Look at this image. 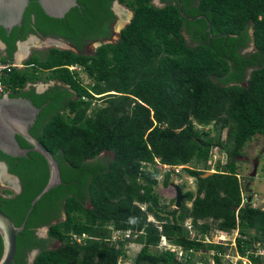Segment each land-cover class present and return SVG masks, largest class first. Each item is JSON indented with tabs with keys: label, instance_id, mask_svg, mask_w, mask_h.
Masks as SVG:
<instances>
[{
	"label": "trees",
	"instance_id": "16d2710c",
	"mask_svg": "<svg viewBox=\"0 0 264 264\" xmlns=\"http://www.w3.org/2000/svg\"><path fill=\"white\" fill-rule=\"evenodd\" d=\"M113 1L77 0L61 18L47 15L37 0L25 9L21 37L34 31V14L39 32L64 38L76 51H34L27 67L1 76L11 95L41 107L30 133L58 162L61 179L35 202L16 233L10 264H119L127 262L130 242L140 248L127 264H196L178 261L160 247L162 237L206 257L213 250L214 264H222L226 245L204 241L213 229L237 230L235 251L262 264L256 252L264 250V209L242 202L237 162L248 142L264 136V0H180L192 19L180 13L178 0H161L160 6L153 0H117L132 10L130 22L117 40L86 54L88 42L110 39ZM13 36L0 26L9 53L2 61L13 60ZM73 65L80 69L71 70ZM48 80L56 82L41 93L24 89ZM213 129L218 131L212 135ZM16 137L21 147H31ZM214 148L225 160L218 159L214 172L202 177ZM0 160L20 181L18 193L0 187V209L19 226L48 181V163L32 149L25 156L0 150ZM165 164L164 187L171 185L177 165H182L177 175L195 179V190L185 191L178 208H167L157 190ZM43 226L46 237H39L36 230ZM113 232L128 234L112 239ZM54 240L57 247L50 246ZM32 250L38 253L30 263ZM2 251L0 235V257Z\"/></svg>",
	"mask_w": 264,
	"mask_h": 264
},
{
	"label": "water",
	"instance_id": "95a60500",
	"mask_svg": "<svg viewBox=\"0 0 264 264\" xmlns=\"http://www.w3.org/2000/svg\"><path fill=\"white\" fill-rule=\"evenodd\" d=\"M37 1L40 7L47 15L56 18L64 17V15L70 10V8L78 4L77 0H37ZM28 4H29V0H0V26L4 27L7 31H9L13 25H19L20 20ZM178 8L180 10V13L184 17H186L187 19H192L190 17H187L183 13L181 9L180 0H178ZM132 14L133 13H131L129 19L126 22H124L123 25H121L122 27L125 26L128 22H130V18L132 17ZM122 22L123 21H121L120 24ZM115 38H117V36L102 41H96L93 47L95 48L103 43L113 42ZM53 41L55 44L61 42L58 40H53ZM62 46L76 51L75 48H73L67 43L62 44ZM40 110L41 107L35 106L31 102V100L25 97L17 98L14 96L10 97L7 95L0 96V150L11 156H25L27 155L29 149L35 150L45 157L49 169L48 181L41 189V191L32 199L31 205L21 225L16 226L13 223L12 219L0 209V235L2 237V242H3V251L0 257V264H10L12 262L16 249V240H15L16 233L23 229L25 221L32 207L34 206L35 202L45 192H47L49 189L58 185L61 182L58 162L55 160L52 154L28 130L29 126H32L34 124L37 114L39 113ZM16 134L21 136L31 147L22 148L18 143V141L16 140L15 137ZM0 172L2 174H8L6 173L5 168L1 162H0ZM213 172L214 171H205L203 174H201V176L206 177L212 174ZM254 172H255V167L253 174ZM8 176L10 179L12 178L15 179V177L11 174H8ZM171 185L175 189V207L178 208L181 204V201L186 198V194L182 191L181 187L178 184L172 183ZM248 201L249 202L251 201V194L249 195ZM55 222L56 221H54L53 223ZM42 228H43L42 231L39 230L40 235H44L48 230L47 226ZM43 232L45 233L43 234ZM37 253L38 251L34 250V255L30 260V263L33 261V258Z\"/></svg>",
	"mask_w": 264,
	"mask_h": 264
},
{
	"label": "rangeland",
	"instance_id": "374dc122",
	"mask_svg": "<svg viewBox=\"0 0 264 264\" xmlns=\"http://www.w3.org/2000/svg\"><path fill=\"white\" fill-rule=\"evenodd\" d=\"M153 3L158 6L161 5L159 0H153ZM114 6H115L114 7L115 12L118 15L121 14V12H124V5H120L114 2ZM130 13L131 12L129 11L128 16L124 22H126L129 19L131 15ZM118 21L115 25L116 27H117ZM43 42L44 41H40L39 39H32L31 41H25L24 43L27 44V48H28L27 50L31 49L32 51H33L32 49L33 46H39V48H35V51H40L42 53L45 51V48H42V49L40 48L43 46L42 45ZM93 49L95 48L93 47ZM18 52L19 50L16 52V56H18L17 54H21ZM19 65H21L20 62H19ZM78 72L80 75L81 82L85 84L86 86H88V84L90 83V80L85 76V73L82 70H78ZM38 86L42 87V86H45V84L44 82H39ZM99 104H100V101H94V105H99ZM212 131H213L212 133L213 135L217 133L218 129L216 130L213 129ZM221 132H222L221 137H224L225 130ZM103 155L109 156V157L111 156L109 152L108 153L104 152ZM218 159L221 161H224L225 160L224 154L220 150H218V148H214L212 161L209 162L208 171L213 170L214 165ZM237 164H238L239 174L241 175V177H243L245 184L248 183L249 185L248 193L253 194L252 204L254 206H259L264 209V136L263 135L257 134L253 138L252 141L246 144V146L243 149V154L238 158ZM254 167H255V172L253 174ZM164 171L165 169L161 168V174L158 176L159 183L157 185V190L159 191L161 195V202L166 204L167 206L168 204L171 205L170 207L168 206L167 208H176L172 202V199L175 197V189L173 188L172 185H169L168 187H164L162 185V174ZM3 176H4L3 179L0 177V187L1 188H11L12 186L11 184H9L10 179H9L8 174H3ZM172 183L181 185L182 186L181 189L184 193L187 190H192V191L195 190V179L189 176L188 174H186L185 172H181L180 175H177V173H172L171 174V184ZM186 204L190 205V202L186 201ZM148 219L152 220L153 217L149 216ZM184 224L188 229L192 230V234L195 233V231L190 225V219H187L184 222ZM39 230L42 231L43 228H39ZM236 233H237V230H232L229 233L228 232L225 233V232L213 229L212 231H210L209 235H205L207 236V239L209 241L216 242V243H223L224 245H226V251L222 256V264H243V261H245V263H247L246 260L250 261L247 258L245 259V258H240L236 256L237 253L234 249V239H235ZM127 234L128 233H124V234L120 233L118 235V233L113 232L112 239H117V237L119 236L127 237ZM45 235L46 234H44V236ZM59 244L60 242L58 240H54L52 241L50 246L57 247ZM256 246H258V244H256ZM139 248H140V245L137 243L130 242L127 244V247H126V253L128 255V258L126 260L127 262L133 260ZM203 253L205 252H202V251L197 252L194 255L195 259L197 260V259L202 258V259H206L209 261L210 255H207L206 257V255H203ZM256 253H260L262 255L263 257L262 264H264V250L260 248L258 249ZM33 255H34V251H31L29 254V261L32 259Z\"/></svg>",
	"mask_w": 264,
	"mask_h": 264
},
{
	"label": "flooded vegetation",
	"instance_id": "af4514ba",
	"mask_svg": "<svg viewBox=\"0 0 264 264\" xmlns=\"http://www.w3.org/2000/svg\"><path fill=\"white\" fill-rule=\"evenodd\" d=\"M114 2H116V3H119L117 0H115V1H113V3H112V5H111V10H112V12H113V14L115 15V20H114V22L111 24V31H112V33H111V36H110V38H113L114 36H117V38H115V40H117L118 39V34H119V28L120 27H118V26H120L121 24H120V22L121 21H125L126 20V18H127V16H128V12H126L127 11V9L126 8H124V12H121V14H117L116 12H115V9H114ZM159 2L161 3V5H163V3H162V1L161 0H159ZM125 6V5H124ZM126 7V6H125ZM126 10V11H125ZM128 11H132V10H130V9H128ZM126 12V13H125ZM131 14V13H130ZM24 15V14H23ZM22 19H23V16H22V18H21V20H20V24L19 25H13L11 28H10V30L9 31H7L4 27H2V29L5 31V33H6V36L7 37H14L13 36V33H14V35H15V40L13 41V43H14V45H15V49L13 50V52H12V55H11V57H12V62L13 63H16V64H19V62H20V67L21 68H25V67H27L28 65H26L25 64V60L29 57V56H31L32 54H33V52L35 51V48H39V46H33L32 47V49H33V51L31 50V49H29V50H27L28 48H27V44L26 43H24L25 41H31L32 39H39L40 41H44L43 43H42V47H40L41 49L42 48H45V50H48L50 47H58V48H62V49H70V48H67V47H63L62 46V44H69L70 46H72L73 48H75V50H76V47L71 43V42H69V41H67V40H65L64 38H61V37H56V36H54V35H45V34H43V33H41V32H39L38 31V29L36 28V27H34V23H35V16H34V14H31V16H30V25L32 26V28L34 29V31H32V32H30V33H28L27 35H25L24 37H21L22 36V31H21V29H20V27L22 26ZM118 20H121V21H118ZM117 21H118V24H117V28H116V23H117ZM122 22V23H123ZM15 28H17V30H15ZM13 31H15V32H13ZM53 40H58V41H61L60 43H57V44H60V45H57V44H55L54 43V41ZM114 40V41H115ZM96 41H100V40H92V41H90V42H88L87 44H85V46H84V48H83V51L86 53V54H91V53H93L94 52V49H93V46H94V43L96 42ZM48 42H50V43H48ZM7 44H6V42L0 37V56H2V55H9V53H8V50H7ZM96 48V47H95ZM251 49V45L249 46V47H246V48H244L243 50H242V52L244 53V52H248L249 50ZM19 50V52L18 53H21V54H17L18 56H16V52ZM16 56V57H15ZM17 59V60H16ZM77 69H80V67L79 66H77V65H74L73 66V68H72V70H77ZM39 82H42V81H39ZM39 82H36V83H28L25 87H24V89L25 90H27V89H30V88H33L34 89V91L36 92V93H41V92H43L44 90H46L48 87H50V86H52L56 81L55 80H48V81H46V82H44V84H45V86H42V87H40V86H38V84H39ZM59 83V82H58ZM0 96H4V95H0ZM7 96H10V97H13V95H11V93H8L7 94ZM14 97H21V96H16V95H14ZM33 126V125H32ZM32 126H29V132H30V128L32 127ZM17 136V134L15 135V137ZM16 140H17V137H16ZM18 141V140H17ZM19 143V142H18ZM22 148H26V147H22ZM0 162L3 164V166H4V168H5V171H6V173H8V174H11V173H9L8 172V168H7V165H6V163L4 162V161H1L0 160ZM2 175V176H1ZM11 175H13L14 177H15V179H10V183L9 184H11V188H8V189H10V190H12V191H14V193H18L19 191H20V181H19V178L16 176V175H14V174H11ZM0 177L3 179V174L0 172ZM4 181V180H3ZM61 216H62V218L61 219H63L64 217H65V214L62 212L61 213ZM43 227H45V226H43ZM40 228H42V227H40ZM36 233H37V235L39 236V237H46V235L44 236V235H40L39 234V228H37V230H36ZM45 233V232H44ZM45 234H47V232L45 233ZM52 243V242H51ZM50 243V244H51ZM32 251H34V250H32ZM28 262H30L29 261V256H28Z\"/></svg>",
	"mask_w": 264,
	"mask_h": 264
},
{
	"label": "built area",
	"instance_id": "2783aa9c",
	"mask_svg": "<svg viewBox=\"0 0 264 264\" xmlns=\"http://www.w3.org/2000/svg\"><path fill=\"white\" fill-rule=\"evenodd\" d=\"M12 67H18L19 68L20 65L19 64H16V63H13L12 61L10 62V61H2V60H0V95H4L5 96V95H7L8 93L11 92V90L6 85H4L2 83L1 76H2V74H3L4 71H9V70H11ZM212 157H213V153H212ZM212 157H211L210 162L212 161ZM181 167H182V165H177V166H174L173 169L177 173L180 170ZM163 168L165 170H168L169 169V166L165 164V165H163ZM237 176L239 178L241 177L240 174H238ZM245 200H246V197H245L244 194H242V201H245ZM204 241H206V242H212V241H209L207 239V236H204ZM159 246L162 247V248H164V249H169L171 252H174L178 261H185V260L191 259V260L195 261L196 264H204V259L200 258V259H197L196 260L195 257H194V255L197 252H199V251H193L191 249H189L188 251H186V250H184L180 246H176V245H173V244L168 243L164 237H162V240H161ZM234 246H235V244H234ZM236 253H237V251H236ZM213 254H214L213 250H211L207 254V255H210L209 261L207 260L209 264H214V260H213V256H212ZM236 256L237 257H240V258H245V257H241L238 253L236 254ZM246 261H247V263H245V261H243V264H251L250 261H248V260H246ZM119 264H127V262H122L121 261V262H119Z\"/></svg>",
	"mask_w": 264,
	"mask_h": 264
},
{
	"label": "clouds",
	"instance_id": "9594fccd",
	"mask_svg": "<svg viewBox=\"0 0 264 264\" xmlns=\"http://www.w3.org/2000/svg\"><path fill=\"white\" fill-rule=\"evenodd\" d=\"M118 4H120V3H118ZM121 5V4H120ZM124 8H127V7H125L124 6ZM127 11H128V8H127ZM129 12V11H128ZM131 13H132V11H131ZM124 27V26H123ZM123 27H121V28H123ZM121 28H119V31L121 30ZM74 66V65H73ZM73 66H69V68L72 70V68H73ZM20 68V67H19ZM211 171H214V170H211ZM241 176V175H240ZM240 179H242L241 181H242V183H243V187H244V189H243V191H242V194H244L245 195V197H246V200L245 201H242V202H246V201H248V199H247V197L249 198V195L251 194V193H248V189H246V187H245V182H244V180H243V178L242 177H240ZM180 186V185H179ZM252 198H253V194H251V202H252ZM253 205V204H252ZM254 206V205H253ZM237 234V233H236ZM213 243H215V242H213ZM235 249V248H234Z\"/></svg>",
	"mask_w": 264,
	"mask_h": 264
},
{
	"label": "bare ground",
	"instance_id": "6f19581e",
	"mask_svg": "<svg viewBox=\"0 0 264 264\" xmlns=\"http://www.w3.org/2000/svg\"><path fill=\"white\" fill-rule=\"evenodd\" d=\"M121 25H123V23H121ZM121 25H120V26H121ZM120 26H118V27H120ZM121 27H122V26H121ZM121 27H120V28H121Z\"/></svg>",
	"mask_w": 264,
	"mask_h": 264
}]
</instances>
